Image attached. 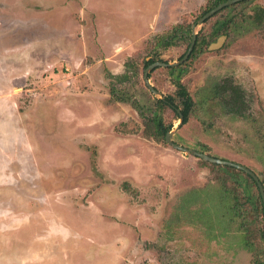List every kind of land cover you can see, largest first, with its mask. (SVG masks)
<instances>
[{"label":"rangeland","instance_id":"rangeland-1","mask_svg":"<svg viewBox=\"0 0 264 264\" xmlns=\"http://www.w3.org/2000/svg\"><path fill=\"white\" fill-rule=\"evenodd\" d=\"M244 1L197 26L206 37L234 16L221 48L206 39L184 62L194 114L171 140L264 179V0ZM206 2L0 0V264H252L221 207V173L162 136L143 138L132 107L106 103L107 77L129 59L138 78L115 87L140 105L158 100L142 62L179 61L187 42L155 38L191 32ZM165 69L149 77L161 98L176 91ZM221 82L242 90L246 118L207 97ZM159 115L177 123L170 110ZM238 200L259 234L260 216Z\"/></svg>","mask_w":264,"mask_h":264},{"label":"trees","instance_id":"trees-1","mask_svg":"<svg viewBox=\"0 0 264 264\" xmlns=\"http://www.w3.org/2000/svg\"><path fill=\"white\" fill-rule=\"evenodd\" d=\"M225 1L227 0H207L204 10L202 11V13H200V17H202L205 13ZM243 3H246V1H242L240 3L225 7L218 13L214 14L212 17H219L225 12L234 9L235 7L240 6ZM212 17H210L209 19H211ZM222 17L212 24L209 30V34L206 37H200V35L196 36L193 51L189 55L188 59L192 58L193 56L195 57L197 51L202 48L203 44L206 46L208 41H210V43L208 44L209 46L211 43L215 42L218 37L224 35L226 36L228 34L227 27L230 23H232V20L230 19L232 17L234 18V16H224L225 18L223 19ZM209 19L205 20L204 23H206ZM190 37V28L185 30V28L179 26L177 28L174 27L173 31L171 33H167L166 36H161L158 39L155 38V40L159 42V44L163 43V45L169 47L170 45H174L177 38L183 39V41L187 42V44L185 51L179 57V59H181L188 49ZM206 39L209 40L206 41ZM161 62L167 63L165 61ZM152 63H154L153 60L143 61L142 70H145ZM186 64L187 63H184L177 67H169L165 69L171 77L176 88L175 96L166 95L164 96L163 100H152L153 102L150 101L152 102V106L155 105V109H150L152 108V106H148L147 108H145V106L150 102L140 105L138 102L134 101L132 98L128 97L122 91L115 87L114 83H124L128 79L136 77L138 78V65L135 63L134 60L129 59L124 63V74H122L121 76L111 75L107 77L109 79L108 86L110 98L107 100L106 103H119L132 107V109L135 110V112L138 114V116L143 122L144 134L147 132V135H143V138H151L155 141H160L162 140L160 139V137H165V134L172 128L171 124L164 125L162 123L161 116L159 115L160 110H170L178 118V114L175 112L177 108L175 102L176 99H178L179 104L181 105L180 113L182 115V125H185L188 122L189 118L192 116V114H194V102L192 101V98L188 94V91L182 82V77L186 73ZM154 70H152L151 72H153ZM149 77L150 73L148 75V78ZM112 79H115V81H113ZM223 83L224 82H221L220 84H215L212 88V92H210L207 97L216 99L217 105L219 106L218 108L226 113L231 114L233 117L246 118L247 116L245 115V111L247 108L245 105L247 102L244 99L245 97H243L242 90L237 86L228 83ZM148 109H150L149 114H147ZM199 146L200 149L197 151L201 153L208 152L205 147L201 145ZM192 157L198 159L199 162L202 163L204 166H208L213 170H218L221 173L222 179L225 180V182L220 185V193L222 198L221 200L223 203V205L221 204V207L230 219H233L235 221L238 220L237 227L238 230L241 232L242 243L246 248L248 254L252 257L251 263L264 264V212L256 183L252 180L250 176L233 167L210 164L208 162H202L199 158H196L194 156ZM211 157L218 159L214 156ZM258 180L262 184L264 189V179L259 177ZM249 185L253 189L254 194L251 192ZM240 195H242V198L245 200V206H247L250 210L253 211V215L255 217L260 216L261 218L262 229L259 234H255L257 232L256 228L252 229V225L255 223V221L253 218L250 217L251 212H244V207L242 206V204H240L238 200V196ZM255 239H258L261 244H254Z\"/></svg>","mask_w":264,"mask_h":264},{"label":"water","instance_id":"water-1","mask_svg":"<svg viewBox=\"0 0 264 264\" xmlns=\"http://www.w3.org/2000/svg\"><path fill=\"white\" fill-rule=\"evenodd\" d=\"M241 1H244V0H227V1L219 4L218 6L214 7L213 9L208 11L207 13H205L202 17H200L197 20L196 24H193L191 26V37H190V42H189L188 49H187L186 53L183 55V57L179 61L174 62V63H163L161 61H157V62H154V63L150 64L144 70V72H143V81H144L146 87L148 88V90L156 98H158V100H163L164 96L161 98L160 94L153 88V86H151V84L149 82V78H148L149 73L152 70L156 69V68H169V67L172 68V67L180 66L182 63H184L188 59V57L191 54V52L193 51V48H194V45H195V41H196V36H197V32H196L197 26L202 25V23H204L205 20L209 19L214 14L218 13L219 11H221L223 8L231 6V5H234V4H236L238 2H241ZM224 40H225V36L219 37L216 40V42L210 44L207 49L209 51H211V50H217V49L221 48L222 45H223ZM176 112L178 114V119L176 121L177 123L174 126H172L173 130H170V131H168L165 134V137H164L165 142L169 146H171L172 148H174L175 150H177L179 152L190 154V155H192V156H194L196 158H199L202 161L208 162L210 164H215V165H219V166L233 167V168H235L237 170H240V171L244 172L248 176H250L252 178V180L256 183V186L258 188V192H259V195H260V198H261V201H262V208H263V212H264V189H263L262 184L259 182L258 178L256 177V175L252 171H250L248 168H246V167H244L242 165L235 164V163L228 162V161L221 160V159H216V158H213V157H211V156H209L207 154H204V153H201V152H197L195 150H190V149L183 148V147H181L179 145H176V144H174L172 142L171 137L179 129V127L182 125V115H181V113H180V111L178 109L176 110Z\"/></svg>","mask_w":264,"mask_h":264},{"label":"flooded vegetation","instance_id":"flooded-vegetation-1","mask_svg":"<svg viewBox=\"0 0 264 264\" xmlns=\"http://www.w3.org/2000/svg\"><path fill=\"white\" fill-rule=\"evenodd\" d=\"M221 37V36H220ZM226 37V36H225ZM219 38V37H218ZM216 42V41H215Z\"/></svg>","mask_w":264,"mask_h":264}]
</instances>
